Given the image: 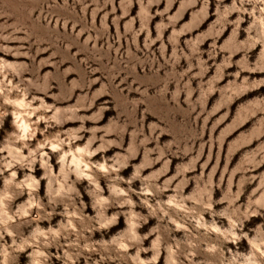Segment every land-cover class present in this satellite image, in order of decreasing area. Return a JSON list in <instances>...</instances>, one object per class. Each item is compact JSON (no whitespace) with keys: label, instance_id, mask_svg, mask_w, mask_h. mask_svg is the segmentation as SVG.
<instances>
[{"label":"rangeland","instance_id":"obj_1","mask_svg":"<svg viewBox=\"0 0 264 264\" xmlns=\"http://www.w3.org/2000/svg\"><path fill=\"white\" fill-rule=\"evenodd\" d=\"M0 264H264V0H0Z\"/></svg>","mask_w":264,"mask_h":264}]
</instances>
